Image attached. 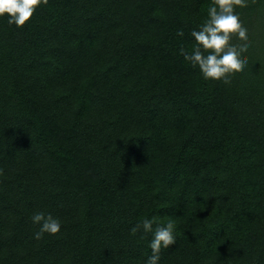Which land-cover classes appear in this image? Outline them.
<instances>
[{"label": "trees", "instance_id": "trees-1", "mask_svg": "<svg viewBox=\"0 0 264 264\" xmlns=\"http://www.w3.org/2000/svg\"><path fill=\"white\" fill-rule=\"evenodd\" d=\"M211 0H48L0 19V264H264V3L230 82L179 55ZM238 7H240L238 5ZM184 37L176 35L179 29ZM42 210L61 232L33 239Z\"/></svg>", "mask_w": 264, "mask_h": 264}, {"label": "clouds", "instance_id": "clouds-1", "mask_svg": "<svg viewBox=\"0 0 264 264\" xmlns=\"http://www.w3.org/2000/svg\"><path fill=\"white\" fill-rule=\"evenodd\" d=\"M261 2L264 3V0ZM47 3L48 0H0V19H6L8 25L20 28L32 18L39 6ZM247 3L248 0H211L206 18L190 32V48H179L184 62L198 69L205 80L230 82L235 72L248 66L249 56L246 53L253 40L242 15V6ZM176 35L184 37L185 32L181 28ZM30 220L37 226L33 234V239L37 241L46 234H59L63 226L62 220L42 210L33 212ZM137 234H141V238L151 235L148 243L150 252L145 254L142 264H160L162 250L176 244L177 236L182 235L173 215L164 220H158L156 216L142 219L130 228L131 236Z\"/></svg>", "mask_w": 264, "mask_h": 264}]
</instances>
